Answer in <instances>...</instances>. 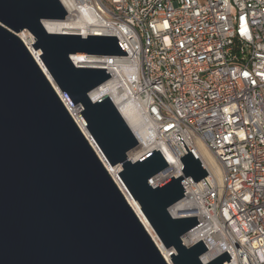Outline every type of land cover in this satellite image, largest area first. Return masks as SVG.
I'll return each mask as SVG.
<instances>
[{
    "label": "water",
    "instance_id": "95a60500",
    "mask_svg": "<svg viewBox=\"0 0 264 264\" xmlns=\"http://www.w3.org/2000/svg\"><path fill=\"white\" fill-rule=\"evenodd\" d=\"M59 0H0V264H168L98 155L67 111L40 66L17 36L27 31L33 49L78 114L107 162L165 249L171 264H202V241L186 248L181 237L196 217L172 218L168 209L207 176L200 161L180 158L182 175L153 188L148 181L168 170L159 151L137 161L139 146L107 97L89 93L110 76L105 69L75 66L71 55L127 56L116 37L49 33L43 21H62ZM222 254L207 264H227Z\"/></svg>",
    "mask_w": 264,
    "mask_h": 264
},
{
    "label": "built area",
    "instance_id": "2783aa9c",
    "mask_svg": "<svg viewBox=\"0 0 264 264\" xmlns=\"http://www.w3.org/2000/svg\"><path fill=\"white\" fill-rule=\"evenodd\" d=\"M59 2L67 16L55 34L116 37L127 54L89 57L88 68L110 76L108 98L172 150L179 176L189 152L206 171L197 183L185 178L168 209L196 217L182 244L202 241V264L225 252L227 264H264V0Z\"/></svg>",
    "mask_w": 264,
    "mask_h": 264
},
{
    "label": "bare ground",
    "instance_id": "6f19581e",
    "mask_svg": "<svg viewBox=\"0 0 264 264\" xmlns=\"http://www.w3.org/2000/svg\"><path fill=\"white\" fill-rule=\"evenodd\" d=\"M43 25L49 33H56L60 30L59 23H57L55 21H43ZM78 26H80L83 30H87V27H88L87 24H78ZM17 36L20 38V40H22V42L25 44L26 48L30 52L31 56L34 58L36 63L40 66V68L44 72L46 78L48 79V81L50 82V84L52 85V87L54 88V90L57 92L60 99L64 103L67 111L69 112L71 117L74 119V121L77 123V125L79 126L80 130L82 131V133L84 134L86 139L89 141L90 145L92 146V148L94 149V151L98 155L99 159L101 160V162L104 165L105 169L107 170L108 174L113 179L116 186L118 187L120 192L125 197L127 203L132 208L134 214L137 216L140 223L143 225L146 232L148 233V235L151 237V239L155 243V245H156L157 249L159 250L163 259L168 264H171L170 254H171L172 250H167L160 244L156 235L154 234V231H153L150 223L146 219L145 215L142 213L141 209L139 208V206L137 205L135 200L127 192L125 186L123 185V183L121 182V180L118 176V174L120 172V166H116V167L111 166L107 162L105 156L101 152V150H100L99 146L97 145V143L95 142V140L88 134V132L85 128V125L82 123L80 117L78 116V114L81 111L80 106H72L71 107V105L67 101L64 94L59 91V89H58L57 85L55 84L51 74L49 73V71L47 70V68L45 67V65L43 64V62L41 61V59L39 58V56L37 55V53L35 52V50L32 47V44L34 42L33 36L30 33H28L27 31L20 32V34H18ZM70 59H71L72 63L77 67H85V66H87L88 62H90V60H89L90 58L87 56H84V55H71ZM87 68H88V66H87ZM106 95H107V97H109V94L105 92V86L104 85H100L99 87L95 88L93 91H91L89 93V96L93 101L101 99L102 97H105ZM112 102L116 105L117 110L119 111L121 116L124 118V120L126 121V123L129 126V128L132 130L135 137L139 141V146L136 149H134L128 153V158L131 161H137L152 151H159L161 153V155L164 157V159L166 160L169 168L167 171L158 175L156 177V180H158V182H164L165 180H167L169 178L179 176L180 165L178 162V158L175 156V154L172 152V150L169 149L163 142L156 140V138L152 134H150V133L148 134L146 132V130L143 128V126L141 125V123L139 122V120L137 119V117L130 110H127L122 105H117L118 103L116 101H112ZM199 150L200 151L196 152V154H198L199 156H201L202 158L207 160V162L210 164V166H212L214 168L216 174L219 175V170H218V168L214 162V158L207 152V150L202 145H199ZM170 214H172L173 216L178 215V213H175V211H173V210L170 211Z\"/></svg>",
    "mask_w": 264,
    "mask_h": 264
},
{
    "label": "rangeland",
    "instance_id": "374dc122",
    "mask_svg": "<svg viewBox=\"0 0 264 264\" xmlns=\"http://www.w3.org/2000/svg\"><path fill=\"white\" fill-rule=\"evenodd\" d=\"M18 34H20V33H18ZM18 34H17V35H18Z\"/></svg>",
    "mask_w": 264,
    "mask_h": 264
}]
</instances>
